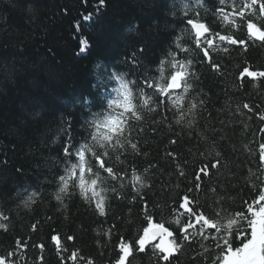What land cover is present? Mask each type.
<instances>
[{
    "label": "trees",
    "instance_id": "trees-1",
    "mask_svg": "<svg viewBox=\"0 0 264 264\" xmlns=\"http://www.w3.org/2000/svg\"><path fill=\"white\" fill-rule=\"evenodd\" d=\"M97 3L35 0L30 14L18 0H0V68L6 65L15 69L11 74L0 71V160L8 161L6 166L0 164V209L9 216L8 220H0L6 225V230L0 228V256L14 251L16 255L10 260L15 264H61L51 240L57 233L68 248L65 257L78 252L75 264H87L89 259L94 264H115L119 238L134 241L147 226L145 201L154 221L169 226L178 215L172 211L177 207L175 202L191 186L197 162L213 159L217 151L221 152L224 167L206 179L205 185L218 186L219 192H201V202L207 200L211 206L223 195L232 210H238L243 199H251L252 185L260 175L257 149L264 142V133L259 132L264 122L248 113L243 104H258L259 111L264 112V80L254 86L248 78L240 87L239 76L245 66L264 70V46L259 42L250 44L247 52L229 46L224 52L221 45L211 50L214 62L221 65L220 72L201 63L195 51L178 57L193 60L198 77L189 80L192 88L188 93L183 89L177 92L185 96L183 115L178 109L144 110L143 121H133L134 128L144 129L139 135L136 131L132 134L141 154L129 148L126 163L121 166L127 174L115 182V187L123 199H113L111 192L101 193L109 198L106 216L98 215L82 200L78 189L69 187L68 193H62V203L55 200L58 186L51 181L63 174L59 159L61 119L71 114L82 121L86 99L98 106L102 96L112 98L120 82L109 80L111 73L123 74L126 81L136 79L122 64L129 45L139 37L152 35L145 64L150 75L158 76L155 69L175 49L174 42L194 49L187 19H200L221 30L211 16L214 0H106L107 6L96 12L93 5ZM88 12L94 15L85 22L82 16ZM132 25L141 31H130ZM83 39L90 42V47L81 53ZM48 46L53 47L55 56L47 52ZM97 64L101 65L99 69ZM101 75L103 84L99 81ZM104 88L109 91L103 92ZM192 103L197 107L191 109ZM172 140L177 143L172 144ZM169 152L175 159L167 155ZM201 152L204 156L199 155ZM178 164L183 167L184 177L179 176ZM18 167L23 168L22 175L17 173ZM135 176L145 184L140 188L144 200L133 191V185L139 188ZM112 186V182L101 185ZM24 189L23 199L17 197V191ZM33 224H37L35 231ZM68 236L75 239L67 241ZM41 243L45 245L43 251L35 247ZM201 244L209 251L205 252ZM216 251L214 242L197 237L193 247L174 264H211ZM200 253L203 256H198ZM193 256L197 261L192 260ZM65 264L73 262L66 260ZM132 264L155 261L139 254Z\"/></svg>",
    "mask_w": 264,
    "mask_h": 264
},
{
    "label": "snow or ice",
    "instance_id": "snow-or-ice-1",
    "mask_svg": "<svg viewBox=\"0 0 264 264\" xmlns=\"http://www.w3.org/2000/svg\"><path fill=\"white\" fill-rule=\"evenodd\" d=\"M18 2L21 6H26L28 13H33L35 0H18ZM82 2L88 4V0ZM106 6V0H98V3L93 5L96 12ZM93 15V12H88L82 16V20L90 21ZM196 16L198 17L199 13H196ZM211 16L218 22L217 27L221 30H215L200 19H187V24L193 30L194 49L184 47L178 40L174 42L175 49L170 50L167 57L161 60L155 69L158 76L150 75V70L145 64L152 35L147 34L136 39L129 45L122 59V64L127 67L128 73L136 79L126 81L123 74L111 73L108 79L120 82V87L114 89L117 93L115 97L102 96L98 106L86 99L82 104V108L86 110L82 121L75 120L71 114L62 117L59 129L62 138L59 159L63 174L53 177L51 181L58 186V192L54 197L56 201L63 202L61 194L68 193L69 187L78 189L81 199L93 206L96 213L103 217L107 215L109 198L101 193L111 192L114 194L113 199H123L115 187V182L122 181L123 176L127 174L126 169L121 166L126 163L128 149L130 148L136 155L141 154L138 141H133V132L136 131L139 135L144 131L142 127L134 128L133 121H143L144 110L156 112L159 109H178L183 115L185 96L177 95V92L183 89V93H188L192 88L189 80L197 77V74L194 68L195 62L178 58L181 54L195 51L201 63H207L213 71L220 72L221 65L214 62L212 49L223 45V51L228 52L229 46H238L247 52L250 44L259 42L264 46V0H214ZM130 31L139 33L141 30L138 26L132 25ZM236 33L241 35L238 36ZM80 45L79 52L83 53L90 47V42L83 39ZM47 52L56 55L51 46L47 47ZM96 67L99 69L101 65L97 64ZM0 71L11 74L15 69L5 65ZM248 78L255 86V82L264 80V70H250L245 66L239 76L240 87H244V80ZM99 81L101 84L104 83L102 75ZM108 91L107 88L103 89L105 93ZM199 103L203 105L204 101L200 100ZM94 106L98 107L97 111L92 110ZM196 107L197 104H191V109ZM243 108L264 122V112L259 111L260 105L244 103ZM259 132L264 133V125L259 128ZM223 139L220 137V140ZM171 143L175 144L177 141L172 140ZM257 151L259 164L257 170L260 175L256 176L257 183L252 185L251 199H243L238 210H232L228 199L223 195L214 199L211 206L207 200L201 202L199 196L201 192L213 194L219 192L218 186L209 188L205 185L206 179L210 180L224 167L220 159L221 152L217 151L213 159L197 162V166L193 169L191 186L175 202L177 207L172 211L178 215L169 222V226L154 221V218L148 214V204L145 201L143 211L147 226L134 241H127L124 237L119 238L115 264H132L139 254L148 255L149 260H154L155 264H174L180 255L193 247L197 237L214 242L215 250L218 251L211 259V264H264V142L258 144ZM167 155L175 159L174 153L169 152ZM199 155L204 156V153L201 152ZM0 164L6 166L8 161L0 160ZM183 164L187 166L188 161L185 160ZM177 170L179 176L186 175L179 164ZM16 171L23 174V168L18 167ZM135 180L139 188L133 185V191L144 200L140 188L145 187V184L140 176H135ZM110 182L113 183L112 187H101ZM120 187H123L122 183ZM26 191L27 189L18 190L17 197L23 199ZM135 199L136 197H132L133 201ZM8 219L9 216L0 209V220ZM36 227L37 224H33L32 230L35 231ZM115 227L116 225H113V228ZM0 228L6 230V225L0 224ZM66 239L73 241L75 238L68 236ZM51 240L61 264H65L66 260H71L75 264L78 252L73 251L65 257L63 253H67L68 248L61 243L59 233L53 235ZM20 243L17 241L18 245ZM200 246L205 247L204 244ZM35 247L43 251L45 245L41 243ZM207 251L209 250L205 247V252ZM15 255L13 251L7 256H0V264H15V261L10 260ZM198 256H203V253ZM40 259L43 261V257ZM79 259L84 258L79 257ZM192 260L197 261V256H193ZM87 264L94 262L89 259Z\"/></svg>",
    "mask_w": 264,
    "mask_h": 264
}]
</instances>
